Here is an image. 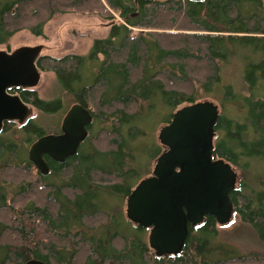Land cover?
Masks as SVG:
<instances>
[{
	"label": "trees",
	"instance_id": "trees-1",
	"mask_svg": "<svg viewBox=\"0 0 264 264\" xmlns=\"http://www.w3.org/2000/svg\"><path fill=\"white\" fill-rule=\"evenodd\" d=\"M101 1L0 0V44L22 29L42 36L44 24L67 11L106 10L101 16L110 22L107 37L94 39L86 54L37 58L61 96L46 101L33 89L8 90L40 118L5 122L0 131V264H264V253H242L221 239L210 216L188 227L178 255L157 257L148 230L120 211L164 150L156 128L208 97L220 109L213 157L239 170L233 218L264 243V0ZM232 68L237 79L226 77ZM75 103L92 115L87 137L63 163L45 155L42 175L20 154L60 133ZM160 107L167 114L147 128ZM53 115L50 126L40 121ZM100 135L103 148L95 144ZM140 150L150 152L145 163Z\"/></svg>",
	"mask_w": 264,
	"mask_h": 264
},
{
	"label": "water",
	"instance_id": "water-1",
	"mask_svg": "<svg viewBox=\"0 0 264 264\" xmlns=\"http://www.w3.org/2000/svg\"><path fill=\"white\" fill-rule=\"evenodd\" d=\"M202 1V0H191ZM38 48L24 47L0 52V131L5 122L23 124L30 108L11 88L33 89L38 81ZM219 106L211 100L178 108L157 140L164 150L154 161L150 175L142 178L125 201V218L148 230L147 243L157 257L178 255L188 237V227L198 226L207 216L218 225L230 222L234 206L230 193L238 174L221 158L213 157ZM92 121L89 110L75 103L64 114L60 133L34 141L28 159L46 175L44 156L63 163L74 156L87 137ZM24 264H46L30 259Z\"/></svg>",
	"mask_w": 264,
	"mask_h": 264
},
{
	"label": "rangeland",
	"instance_id": "rangeland-1",
	"mask_svg": "<svg viewBox=\"0 0 264 264\" xmlns=\"http://www.w3.org/2000/svg\"><path fill=\"white\" fill-rule=\"evenodd\" d=\"M160 1H165V0H160ZM105 12L106 10H101L100 12H97V10L92 9L86 12L67 11L62 14H55V16L50 18L44 24L42 36H38V37L33 36L27 29L19 30L10 37V39L6 44H0V52L11 53L20 48L29 47V48H38L40 56H50L53 58H61L68 54H78V55L86 54L89 51L94 39H102L107 37L110 22L109 20H106L104 17L101 16V14L107 15L105 14ZM107 13L114 15L116 17V13L111 10H108ZM137 31H138L137 29H133V32H137ZM172 32L173 31H170L169 33ZM185 32L186 31H175L174 33H185ZM226 74L227 76L226 75L225 76L228 79L231 78L237 79L238 73L235 70V68L227 69ZM33 90L36 91L39 98L46 101L54 99L57 96H61L63 94L55 83V76L53 72L42 71L39 69H38V81L36 85L33 87ZM203 100H211L214 103H216L215 100L208 97H204L200 99V101ZM29 108H30V112L28 119L39 120L40 117L38 118L39 116L38 111L31 105H29ZM165 114L167 113L164 108L160 107L154 110V113L152 114L153 116L146 123L147 128L149 127V129L153 130L154 124L157 122L159 118L163 117ZM57 120H58V115H53L50 117H42L40 121H43L44 125L50 126L52 125L53 122L54 123L57 122ZM16 124L18 125L19 123ZM162 126L161 125L158 126L154 131V140L156 142H158L157 140L158 131ZM103 140H104V136L100 135L98 139L95 140V144L103 148L104 147ZM28 150L29 148L24 149L20 155L22 157H27ZM149 154L150 152L147 153L145 151L139 154L140 157L142 158V162L145 163L147 161ZM154 161L155 160L150 162L149 165L150 171H152ZM235 170L239 175V170L238 169ZM125 201L126 199L123 200L120 209L122 215L124 216H125ZM231 220L227 224L217 226V230L219 232V236L221 237V239L225 240V242L229 244L234 245L242 253H246V252L264 253V243L257 241L255 235L250 230H244L243 227L240 228L238 218H233L232 215Z\"/></svg>",
	"mask_w": 264,
	"mask_h": 264
},
{
	"label": "flooded vegetation",
	"instance_id": "flooded-vegetation-1",
	"mask_svg": "<svg viewBox=\"0 0 264 264\" xmlns=\"http://www.w3.org/2000/svg\"><path fill=\"white\" fill-rule=\"evenodd\" d=\"M66 113V112H65Z\"/></svg>",
	"mask_w": 264,
	"mask_h": 264
}]
</instances>
